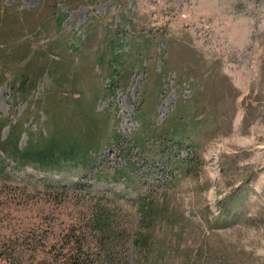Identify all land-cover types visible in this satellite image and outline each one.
Instances as JSON below:
<instances>
[{
	"label": "rangeland",
	"instance_id": "374dc122",
	"mask_svg": "<svg viewBox=\"0 0 264 264\" xmlns=\"http://www.w3.org/2000/svg\"><path fill=\"white\" fill-rule=\"evenodd\" d=\"M55 10L65 19L60 33ZM116 25L137 40L155 37L159 44L164 36L160 49L165 50L172 72L166 76L162 94L156 90L161 94L158 124L182 96L193 97V75L207 88L208 99L217 96V88L230 97L229 106L216 104L220 137L206 145L201 173L175 179L164 162L148 161L139 149H131L142 92L148 84L155 92V81L138 72L127 90H118L115 98L99 104L98 111L111 114L117 106V132L125 138L120 146H107L89 169L64 164L43 171L17 166L0 152V244L7 243L9 248L17 237L41 231L49 238L46 245L52 246L72 226L85 231L97 203L114 210L119 216L116 222L130 234L143 232L147 239L149 250L135 252L130 264H264V0H0V119L25 120L28 128L45 136L43 106L57 96L59 108L62 101L68 104L70 95L78 99L79 93L72 94V88H89L83 78L90 77L84 65L79 72L84 75L82 81L59 89L55 86L62 81L53 80L49 69L41 77L47 65L40 55L48 52L51 63L66 66L50 53L64 45L52 49L51 44L60 39L81 46L86 35L96 34L88 49V60L95 64L96 43L105 28ZM29 53L33 55L28 57ZM31 57L37 62L31 63ZM163 62L150 65V73L160 74ZM187 68L193 80L179 89L177 74ZM24 72L29 85L21 92L18 82ZM30 81L36 86L32 92ZM150 94L143 110L151 114L155 96L150 99ZM85 105L81 102L78 112L87 111ZM231 117L232 129L226 135V121ZM8 134L6 128L2 140ZM28 140L24 134L21 147ZM127 162L134 163V168L127 179L120 180L116 172ZM142 200L155 211L146 222L137 212ZM224 200L254 225L244 219L235 225L225 221L219 208Z\"/></svg>",
	"mask_w": 264,
	"mask_h": 264
},
{
	"label": "trees",
	"instance_id": "16d2710c",
	"mask_svg": "<svg viewBox=\"0 0 264 264\" xmlns=\"http://www.w3.org/2000/svg\"><path fill=\"white\" fill-rule=\"evenodd\" d=\"M54 14L56 19L58 17L57 32L60 33L65 19L56 10ZM124 32L119 25L112 29H104L102 37L96 43L95 64L88 60V49L93 46L94 38L97 40L96 34L86 35V40L81 46L63 43L60 39L51 44L52 49L55 45L56 47L64 45V48H59V51L50 50V53L59 58L58 62L61 63L63 60L66 66L51 63L48 52L40 55L47 65L41 77L49 69L53 80L56 79L58 82L61 79L62 84L57 85L54 81L55 87L59 89L66 85H69V88L74 87L75 82L77 84L82 81L81 77L84 75L79 72L82 66L88 65L86 74L90 79L84 77L83 81H88L89 88H85L84 91L78 89L80 86L72 88V94L79 93V98L73 100L70 95V104L62 101L60 108L57 95L56 99H51L46 106H43V112L47 117L45 136L42 133L36 134L28 128L24 123L25 120H17L14 123L9 116L1 118L0 152L4 158L14 161L17 166H31L43 171H53L64 164L88 169L94 166L107 146H120L125 138L117 132L120 124L117 118V106L113 108L114 114H111L110 110L98 111L99 104L115 98L118 90H127L132 77L142 72L147 80L155 81V92L149 84L142 92L143 100L137 105L136 114L139 127L131 136L130 140L133 144L131 149H139V155L143 154L148 161L164 162L166 171L175 179L180 175L183 177L199 176L203 167V152L206 145L220 137L218 133H220L221 124L217 120L219 110L216 104L220 106L228 104L229 106L230 97L222 92L225 90L221 91L217 88V96L214 94L210 100L206 95L207 88L201 87L198 83L200 77L193 75V80L190 76L192 71L190 74L188 68L179 75L173 72L177 74L176 83L179 89H183L184 82L193 80L194 84L191 85L194 86L195 91L189 100L182 96L173 111L164 118L161 124H158L157 111L160 105L158 101L167 85L166 76L172 72L165 59L167 57L165 50L160 49L161 43L165 44L164 36L160 37L162 42L160 41L159 45L155 37L143 36L142 40H137L132 33L125 32L124 34ZM4 36L3 33L2 37ZM58 52L61 53L58 54ZM32 55L33 53H29L28 57ZM158 60L164 61L163 69L160 74H157L156 70L154 74H151L149 67L154 66ZM35 61L37 62V59L33 61L31 57L30 62ZM18 83L21 92L27 91L28 73L24 72ZM34 83L35 81H30V88H28L30 92L36 88ZM156 90H159L157 92L161 94H157ZM149 93H151L150 99L155 96V110L151 114L143 110L144 99ZM81 102L88 106L87 111L78 112L81 110ZM34 106L37 107L36 103ZM212 118H216V121ZM210 119L212 127L207 125ZM232 121L233 117L226 121L229 125L226 135L231 132ZM6 128H9V134L6 139L2 140L3 131ZM209 128L215 130L211 133L209 130L204 131ZM24 134H28L29 140L26 146L21 147ZM184 153L187 154L186 158L183 157ZM0 160H2L1 156ZM134 165V163L127 162L126 166L116 172L117 178L127 179ZM102 175L103 171H100L98 177L101 178ZM49 188L55 189L51 186ZM230 203L231 201L227 200L219 203L225 221L235 225L242 223L244 219V223L254 225L252 219L248 220L244 214H235ZM137 209L142 222L155 216L153 207L146 200L137 204ZM118 219L119 216L114 213V210L96 203L85 231H78L76 226H72L64 235L61 233L57 243L52 246L46 245L49 238L45 235L43 237L41 231L39 235L36 232L25 233L23 237L13 240L9 248L6 246L7 243L0 244L1 264H130V258L132 256L133 260L135 252L149 250L148 241L142 234L143 232L130 234L127 228L122 227L120 222H116ZM47 249L48 252H46Z\"/></svg>",
	"mask_w": 264,
	"mask_h": 264
}]
</instances>
